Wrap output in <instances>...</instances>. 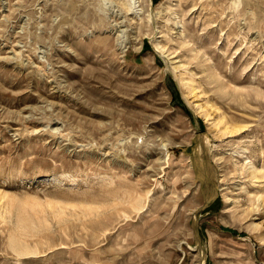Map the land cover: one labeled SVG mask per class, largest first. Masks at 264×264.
Segmentation results:
<instances>
[{"label": "rangeland", "instance_id": "374dc122", "mask_svg": "<svg viewBox=\"0 0 264 264\" xmlns=\"http://www.w3.org/2000/svg\"><path fill=\"white\" fill-rule=\"evenodd\" d=\"M130 1L0 0V264H264V0Z\"/></svg>", "mask_w": 264, "mask_h": 264}, {"label": "bare ground", "instance_id": "6f19581e", "mask_svg": "<svg viewBox=\"0 0 264 264\" xmlns=\"http://www.w3.org/2000/svg\"><path fill=\"white\" fill-rule=\"evenodd\" d=\"M126 1V0H125ZM140 2H141V0H131L130 1V4H131V6H134V7H136V6H140ZM153 2V0H150V4ZM127 3V2H126ZM153 8V7H152ZM129 11V10H128ZM152 13V12H151ZM154 15V14H153ZM119 16V15H118ZM118 18V17H117ZM154 19V18H153ZM115 21H116V18H115ZM125 22V21H124ZM115 25H117L116 23H115ZM121 26V25H120Z\"/></svg>", "mask_w": 264, "mask_h": 264}, {"label": "trees", "instance_id": "16d2710c", "mask_svg": "<svg viewBox=\"0 0 264 264\" xmlns=\"http://www.w3.org/2000/svg\"><path fill=\"white\" fill-rule=\"evenodd\" d=\"M174 87V86H173ZM172 88V87H171ZM175 87L172 89V91H174Z\"/></svg>", "mask_w": 264, "mask_h": 264}]
</instances>
